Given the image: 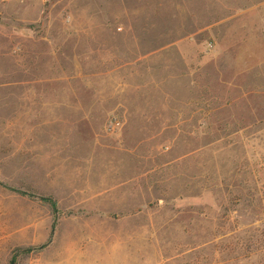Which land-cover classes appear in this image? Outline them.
<instances>
[{"label": "rangeland", "instance_id": "rangeland-1", "mask_svg": "<svg viewBox=\"0 0 264 264\" xmlns=\"http://www.w3.org/2000/svg\"><path fill=\"white\" fill-rule=\"evenodd\" d=\"M0 264H264V0H0Z\"/></svg>", "mask_w": 264, "mask_h": 264}, {"label": "trees", "instance_id": "trees-1", "mask_svg": "<svg viewBox=\"0 0 264 264\" xmlns=\"http://www.w3.org/2000/svg\"><path fill=\"white\" fill-rule=\"evenodd\" d=\"M55 226V224L53 225V227Z\"/></svg>", "mask_w": 264, "mask_h": 264}]
</instances>
